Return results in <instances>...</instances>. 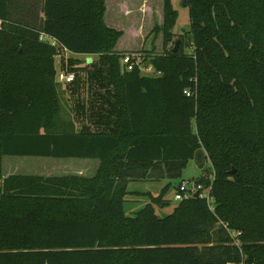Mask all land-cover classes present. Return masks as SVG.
Here are the masks:
<instances>
[{"label": "trees", "instance_id": "obj_1", "mask_svg": "<svg viewBox=\"0 0 264 264\" xmlns=\"http://www.w3.org/2000/svg\"><path fill=\"white\" fill-rule=\"evenodd\" d=\"M12 3L0 0V264H264V0H184L190 30L175 53L177 12L163 0L170 50L150 55L152 76L121 71L105 0H42L36 27L15 21ZM41 35L97 58L57 69ZM59 71L74 74L62 84L72 132L56 125ZM200 148L211 171L191 183L210 201L200 191L157 217ZM3 157L99 166L88 177H3ZM141 180L168 183L129 216L125 197L145 194L128 184Z\"/></svg>", "mask_w": 264, "mask_h": 264}, {"label": "rangeland", "instance_id": "obj_2", "mask_svg": "<svg viewBox=\"0 0 264 264\" xmlns=\"http://www.w3.org/2000/svg\"><path fill=\"white\" fill-rule=\"evenodd\" d=\"M41 1L42 0H13L12 18L23 25L36 27L41 17ZM120 4L124 5L123 9L119 7ZM182 4H184V0H172V6L177 12V20L172 29L176 41L180 39V35H184L190 30L189 11L188 8L182 6ZM103 22L108 28L121 32V36L117 41L114 51L120 54L121 57L133 55L134 61L140 64L139 66L143 75H155L150 63H147L150 55H161L166 50H170V45L166 48L164 47L162 32L158 30L163 22V0H105ZM45 41L46 45L51 47L54 51L57 69H59V67L65 68L66 70L69 69L70 61L74 66L84 67L85 64L97 58L96 55L91 56L64 52L61 48L47 42L48 40ZM185 45V52L187 54L191 53L192 45L190 34L185 38ZM72 58L75 60H72ZM119 63H121V60ZM120 69L123 71L121 66ZM148 69L151 70V72H149ZM58 90L62 95H60V109L56 118V125L60 130L72 132L73 129L76 127L78 128L77 124H73V128L70 124L75 118V113L73 112V110H75V103L66 97L64 93L65 85H58ZM57 160L58 159L52 158L38 159V157H20L19 161L28 162L27 164H29V166L25 164L22 166L19 165L18 174L37 175L42 170L44 172L42 175L46 173L47 176L74 175L88 177L93 175L99 166L98 162H85V164L77 166L65 162H55ZM48 161L54 163L50 165L43 164ZM41 163L43 165H40ZM210 171L211 166L208 161L202 170H199L192 161L186 164L185 169L182 171V176L171 181V187L163 196L167 204L164 206H153L157 217L163 218L173 212L174 207L178 204V202L174 200L175 188L178 187L181 182L186 181L190 184L191 181ZM162 181L164 182L141 180L129 183L127 188L129 191H135L145 195H127L124 200V212L131 216L149 204L150 198L147 194L151 196L159 195L167 180Z\"/></svg>", "mask_w": 264, "mask_h": 264}, {"label": "built area", "instance_id": "obj_3", "mask_svg": "<svg viewBox=\"0 0 264 264\" xmlns=\"http://www.w3.org/2000/svg\"><path fill=\"white\" fill-rule=\"evenodd\" d=\"M41 41L46 42L45 40H48L47 42H50L52 45L57 46L58 48H61L62 51L64 52H68L67 50H65L64 48H62L61 46H59L58 44H56L53 40H51L50 38H48L45 35H41L40 37ZM121 67L125 70V71H132L134 66H139L140 64L134 61V57L133 55H125L124 57H122L121 59ZM149 72H151V70L148 69ZM74 81V74L73 73H69L66 71H59L57 73V82L60 84H68ZM197 191H201V195L202 197H204L208 202L210 201L209 196L207 195L206 192L202 191V187L200 185L195 184L194 182H190V184L186 181L181 182L178 185V189L175 192L174 195V200L179 202L185 199H188L192 194L196 193ZM223 227L228 231L230 237L233 240V243L236 245H239V236H240V232H232L229 231L227 229L226 225H223Z\"/></svg>", "mask_w": 264, "mask_h": 264}, {"label": "crops", "instance_id": "obj_4", "mask_svg": "<svg viewBox=\"0 0 264 264\" xmlns=\"http://www.w3.org/2000/svg\"><path fill=\"white\" fill-rule=\"evenodd\" d=\"M123 6H124L123 4L119 5V7H121L122 9H123ZM19 158L20 157H3V159H2V173H3L4 177H7L9 175H21V174H18L19 173V168H20L19 165L22 166V165L25 164V165L29 166V164H27L28 162H21V161H19ZM38 159H40V158H38ZM55 162H61V163L65 162L67 164H74V165L79 166V165L85 164V162H98V161L97 160H90V159H58ZM53 163L54 162L48 161V162H45L43 164L44 165H50V164H53ZM206 163H207V161H206ZM32 164H34V163H32ZM43 164L41 163L40 165H43ZM42 173H44V172L41 170L39 172V174H37L36 176L47 177L46 173L44 175H42ZM161 182H164V181H161ZM130 183H132V182H130ZM167 183H168V181H166L165 184H167Z\"/></svg>", "mask_w": 264, "mask_h": 264}, {"label": "water", "instance_id": "obj_5", "mask_svg": "<svg viewBox=\"0 0 264 264\" xmlns=\"http://www.w3.org/2000/svg\"><path fill=\"white\" fill-rule=\"evenodd\" d=\"M182 6H185V4H182ZM181 39H178L176 42H175V45L172 49V53H175L179 47V44L181 43ZM206 161H207V155L205 153V151L200 148V149H197L193 155V159H192V162L194 163V165L199 169V170H202L204 169L205 165H206ZM200 194V191H197L194 195V197H198Z\"/></svg>", "mask_w": 264, "mask_h": 264}]
</instances>
